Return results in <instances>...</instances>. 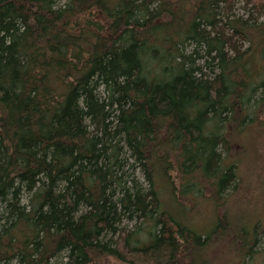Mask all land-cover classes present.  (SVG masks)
I'll list each match as a JSON object with an SVG mask.
<instances>
[{
  "label": "trees",
  "instance_id": "16d2710c",
  "mask_svg": "<svg viewBox=\"0 0 264 264\" xmlns=\"http://www.w3.org/2000/svg\"><path fill=\"white\" fill-rule=\"evenodd\" d=\"M234 3L0 0V264H216L225 237L264 264L226 203L264 114V19Z\"/></svg>",
  "mask_w": 264,
  "mask_h": 264
},
{
  "label": "rangeland",
  "instance_id": "374dc122",
  "mask_svg": "<svg viewBox=\"0 0 264 264\" xmlns=\"http://www.w3.org/2000/svg\"><path fill=\"white\" fill-rule=\"evenodd\" d=\"M234 12L236 15L243 17L251 15L253 18L264 19V12L257 15L251 3L245 0H235ZM243 46L246 47L247 44L244 43ZM257 95L264 96V86L258 89ZM259 115L257 124H251L245 128L244 136L240 137L242 145L233 144L234 149L232 152L236 153L237 159L240 160L237 170L239 182L234 194L229 196L226 203L227 210L232 215L231 221L241 227L252 226L260 221L264 222V114L261 113ZM136 176L139 179L142 178L138 172H136ZM197 212L194 218V225L197 227L203 225L211 226V222H213L212 216H214L212 207L202 204ZM226 239L227 237L221 240L222 245L219 244L218 246L217 244L215 249L212 248L210 250L214 254L216 264H227L226 262L231 257L230 253L225 252L229 245V241ZM255 251L259 252L260 256L264 255V230L258 234ZM234 259L236 260V258ZM103 264L123 263L113 258H106L103 260Z\"/></svg>",
  "mask_w": 264,
  "mask_h": 264
}]
</instances>
